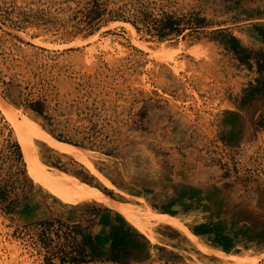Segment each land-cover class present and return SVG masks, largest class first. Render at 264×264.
I'll use <instances>...</instances> for the list:
<instances>
[{
	"label": "rangeland",
	"instance_id": "obj_1",
	"mask_svg": "<svg viewBox=\"0 0 264 264\" xmlns=\"http://www.w3.org/2000/svg\"><path fill=\"white\" fill-rule=\"evenodd\" d=\"M0 99V264H264V0H0Z\"/></svg>",
	"mask_w": 264,
	"mask_h": 264
},
{
	"label": "bare ground",
	"instance_id": "obj_2",
	"mask_svg": "<svg viewBox=\"0 0 264 264\" xmlns=\"http://www.w3.org/2000/svg\"><path fill=\"white\" fill-rule=\"evenodd\" d=\"M0 108L1 109H3V110H5L6 111V103L4 102V101H2L1 99H0ZM4 112V111H3ZM14 122H16V121H14ZM19 125V124H18ZM28 127V126H27ZM56 144H57V146L58 147H61L64 151H68V152H72V151H74L73 149H72V147H70V146H68V145H66V144H62V143H60V142H56ZM29 151V150H28ZM76 151V150H75ZM30 152H31V150H30ZM32 156V155H31ZM80 182V181H79ZM80 184V183H79ZM76 185H78L77 183H76ZM101 195V194H100ZM95 197H97V196H95ZM107 202V201H106ZM109 202V201H108ZM120 207V206H119ZM132 223V222H131ZM134 224V223H133Z\"/></svg>",
	"mask_w": 264,
	"mask_h": 264
},
{
	"label": "trees",
	"instance_id": "obj_3",
	"mask_svg": "<svg viewBox=\"0 0 264 264\" xmlns=\"http://www.w3.org/2000/svg\"><path fill=\"white\" fill-rule=\"evenodd\" d=\"M79 259H81V258H79ZM79 259L74 257V258L70 259V262L73 264H79V263L84 261V260H79Z\"/></svg>",
	"mask_w": 264,
	"mask_h": 264
},
{
	"label": "crops",
	"instance_id": "obj_4",
	"mask_svg": "<svg viewBox=\"0 0 264 264\" xmlns=\"http://www.w3.org/2000/svg\"><path fill=\"white\" fill-rule=\"evenodd\" d=\"M102 212H109V211H102Z\"/></svg>",
	"mask_w": 264,
	"mask_h": 264
}]
</instances>
